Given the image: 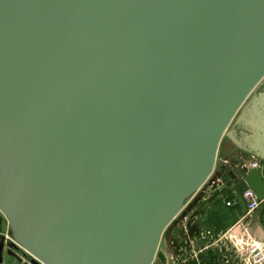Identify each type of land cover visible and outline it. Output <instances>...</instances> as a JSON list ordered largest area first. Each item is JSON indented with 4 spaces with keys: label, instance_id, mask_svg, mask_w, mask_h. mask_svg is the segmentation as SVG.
<instances>
[{
    "label": "water",
    "instance_id": "obj_1",
    "mask_svg": "<svg viewBox=\"0 0 264 264\" xmlns=\"http://www.w3.org/2000/svg\"><path fill=\"white\" fill-rule=\"evenodd\" d=\"M221 152L264 200V0H0V212L37 264H153Z\"/></svg>",
    "mask_w": 264,
    "mask_h": 264
},
{
    "label": "crops",
    "instance_id": "obj_2",
    "mask_svg": "<svg viewBox=\"0 0 264 264\" xmlns=\"http://www.w3.org/2000/svg\"><path fill=\"white\" fill-rule=\"evenodd\" d=\"M220 154L216 170L222 172V179L214 178L196 193L172 221L162 237L156 264H243L222 236L232 230L239 236L264 238V200L253 214H247V203L232 182L234 156Z\"/></svg>",
    "mask_w": 264,
    "mask_h": 264
},
{
    "label": "built area",
    "instance_id": "obj_3",
    "mask_svg": "<svg viewBox=\"0 0 264 264\" xmlns=\"http://www.w3.org/2000/svg\"><path fill=\"white\" fill-rule=\"evenodd\" d=\"M250 167L257 169L264 177V162L261 159L257 158L250 164ZM245 199L247 203V214L249 215L253 214L262 202L251 190L245 193ZM230 204L228 203V205ZM221 239L234 249L243 264H264V238L253 239L239 236L233 233L232 230H229ZM153 264H156V261Z\"/></svg>",
    "mask_w": 264,
    "mask_h": 264
},
{
    "label": "flooded vegetation",
    "instance_id": "obj_4",
    "mask_svg": "<svg viewBox=\"0 0 264 264\" xmlns=\"http://www.w3.org/2000/svg\"><path fill=\"white\" fill-rule=\"evenodd\" d=\"M235 160L236 156H234V161ZM234 161L230 163V168H232V171H235V169L237 168V165L234 163ZM9 245L10 246H8L7 242L5 241L3 252L2 250H0V257L2 256V262L0 264H37V261L35 260L38 259H36L25 249L11 243H9ZM38 262L41 263L40 261Z\"/></svg>",
    "mask_w": 264,
    "mask_h": 264
},
{
    "label": "rangeland",
    "instance_id": "obj_5",
    "mask_svg": "<svg viewBox=\"0 0 264 264\" xmlns=\"http://www.w3.org/2000/svg\"><path fill=\"white\" fill-rule=\"evenodd\" d=\"M217 164L218 165H220V161H218L217 160ZM217 166V165H216ZM219 167V166H218ZM217 170H218V168H217ZM216 169H215V175L211 178V179H209L208 181H207V183L202 187V189L204 188V187H206L208 184H210L211 182H213L214 180V178H218L219 180L220 179H222L221 178V175H222V172H218ZM218 172V173H217ZM217 173V174H216ZM215 179V180H216ZM225 182V181H224ZM231 182V181H230ZM230 182H228V183H230ZM233 182V181H232ZM223 184V183H222ZM224 184H227L226 182L224 183ZM202 189H200V190H202ZM199 190V191H200ZM198 191V192H199ZM4 237L6 240V242H10V241H12V238L10 237V231H9V229H8V224H7V220H6V218L4 217V215L0 212V237Z\"/></svg>",
    "mask_w": 264,
    "mask_h": 264
},
{
    "label": "bare ground",
    "instance_id": "obj_6",
    "mask_svg": "<svg viewBox=\"0 0 264 264\" xmlns=\"http://www.w3.org/2000/svg\"><path fill=\"white\" fill-rule=\"evenodd\" d=\"M195 196V195H194Z\"/></svg>",
    "mask_w": 264,
    "mask_h": 264
}]
</instances>
